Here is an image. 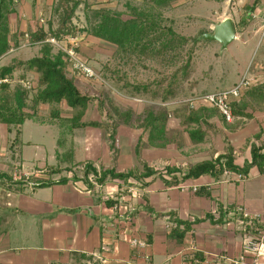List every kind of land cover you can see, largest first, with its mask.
Returning a JSON list of instances; mask_svg holds the SVG:
<instances>
[{
  "label": "crops",
  "instance_id": "0c3cea01",
  "mask_svg": "<svg viewBox=\"0 0 264 264\" xmlns=\"http://www.w3.org/2000/svg\"><path fill=\"white\" fill-rule=\"evenodd\" d=\"M49 1L32 0L30 18L24 25L16 16L15 32L28 31L29 24L33 30L34 9H51ZM111 1L86 4L96 9L112 5ZM254 1V11L231 20L235 40L260 44L264 0H248L244 6ZM258 54V62L250 69L234 71L231 84L223 90L235 86L246 73L254 85L264 86V40ZM228 73L226 68L222 76ZM71 75L77 73L71 71ZM97 109L89 105L82 122L108 121ZM246 113L249 119L235 117L227 125L211 120L214 129L208 130L201 144H190L184 134V148L143 149L139 157L135 147L140 131L131 126L118 127L116 154L109 148L105 129H75L74 141L80 138L76 132L84 131L85 158L75 160L70 155V166L63 163L64 150L58 145L53 153L42 146L41 154L25 158L23 145L31 143L21 139L22 145L11 148L15 131L10 133L0 124V175H5L0 178V264H252V257L245 255L243 262L240 257L246 237L264 231V172L253 167L241 180L201 176L179 185L170 184L171 177L165 173L166 167L174 168L177 176L193 164L223 155L225 138L234 148V164L241 168L250 163L251 145L264 146V104L259 102L255 111ZM186 145L192 149L187 151ZM86 163L117 172L134 170L138 176L147 166L148 175L131 178L127 184L107 181L101 187L93 176L84 178ZM44 181L52 184L38 187ZM178 222L190 227L181 242L171 234ZM133 239L146 241L148 247L131 246Z\"/></svg>",
  "mask_w": 264,
  "mask_h": 264
},
{
  "label": "trees",
  "instance_id": "16d2710c",
  "mask_svg": "<svg viewBox=\"0 0 264 264\" xmlns=\"http://www.w3.org/2000/svg\"><path fill=\"white\" fill-rule=\"evenodd\" d=\"M18 0H0V60L12 49L18 47L20 40L26 38L31 45H41L40 55L33 57L26 62H13L0 67V124L7 127L12 133L15 131V138L12 141L11 148L22 145L21 133L22 126L27 120L37 123L54 125L59 123L62 127L70 124L72 131L75 129L94 127L105 129L108 140L111 142L109 148L117 153L116 134L120 125L131 126L140 131V137L135 147L136 156L139 157L143 149H167L169 146H175L177 149L183 148L184 134L189 138V143L198 145L205 141L208 136V130L214 129L211 120L217 119L222 125L228 122L217 109L209 107H199L190 109L181 105L177 111L170 112L164 106L162 109H152L144 107L142 112L134 116L131 109L121 110L114 107L115 111L108 116V121L82 122L83 116L89 105L95 104L100 112L104 109V103L99 97L92 96L81 90L77 84L80 75L72 69V65L67 55L58 50L53 53V45L47 42L50 38L62 41L77 35L76 26L73 20L76 12L83 4L82 0H59L56 12L59 13L58 26L53 27L49 23L46 30L41 24H37L35 29L30 31H16L11 33L9 17L16 14V3ZM155 6L149 10L143 11L127 4L129 18L125 19L124 14L112 11L107 7L92 9V5H85L86 12L91 11L93 20L88 22L85 29L87 35L104 41L116 47L115 58L129 62L132 58L140 63L145 61L152 62L161 66H169L170 62L177 61V58L185 51V47L192 39L180 35L175 31L172 20H165L163 11L169 9L173 3L178 0H143ZM225 1V0H221ZM257 1L252 6L245 5L244 12L255 10ZM169 22V24H168ZM242 22L238 24V30H242ZM206 32H201L199 37L194 40L209 43L203 38ZM76 53H78L76 51ZM188 59L178 70L162 79L153 80L146 83H130L126 74L119 68L110 70L108 65L103 70L110 73L112 80L119 83L118 90L132 98H150L164 104L175 101L180 95L182 85L190 75V63L192 50H186ZM71 68L73 75L68 77L67 69ZM16 71L22 72L21 80L26 78L27 74H32L35 78L32 81V89L26 90L24 87H16L11 93L10 83L14 79ZM106 77V78H109ZM110 79V78H109ZM7 80V82H2ZM36 95L31 97L28 105L30 93ZM264 104V86L261 84L250 87L243 96L231 104V110L234 118L249 119L250 115L246 110H256V106ZM65 104L67 108L75 112L71 117L61 118L62 112L58 106ZM51 107V118L43 121L39 109L41 106ZM176 117L178 125L171 126V119ZM57 120V122H56ZM234 121V120H233ZM230 124V123H229ZM106 126V127H105ZM170 130L174 133H170ZM225 153L217 156L215 159L204 160L193 164L187 170L179 172L174 168L166 167L165 173L171 177L168 181L172 185H179L187 180H194L201 176H210L220 178L225 171L231 173L247 175L248 171L257 167L264 172V146L252 144L250 147L251 162L238 167L234 164V148L225 138ZM145 173L138 176L134 170L117 172L115 169H97L92 163H86L84 168V178L93 176L99 186L103 187L107 181L120 180L127 184L129 179L140 180L147 177V166L143 167ZM5 176V175H4ZM0 175V178L4 177ZM158 176L163 179V171H159ZM41 183L38 187L48 186L52 182ZM181 223L172 230V236L181 242L187 232L189 225L185 224L180 229ZM264 229V226L261 227Z\"/></svg>",
  "mask_w": 264,
  "mask_h": 264
},
{
  "label": "rangeland",
  "instance_id": "374dc122",
  "mask_svg": "<svg viewBox=\"0 0 264 264\" xmlns=\"http://www.w3.org/2000/svg\"><path fill=\"white\" fill-rule=\"evenodd\" d=\"M58 1L59 0L49 1V5L51 6L52 4L51 9H46L44 11H36L34 9V19L30 20V22H33V29H35L37 24H41L48 30L50 22L53 24L54 28H57L59 13L56 12V8ZM82 1L83 4L77 10L76 17L73 20L77 29V35L60 41L59 45L64 49L72 48L75 52L77 51V56L96 71L98 78L87 79L81 76L80 79L77 80V84L84 92L102 99L104 103L102 117H107L112 114L115 111L114 107L122 111L131 109L134 112V116H138L144 107L160 110L166 106L164 103L154 101L150 98H132L119 91L118 87L120 84L112 80V76H109L110 73L104 72L103 68L106 65H108L110 70L119 68L120 71L126 74V78L130 83H146L156 79L160 80L178 70L188 59L187 54L184 52L191 49L190 75L188 79L183 82V91L175 101L170 102V105L165 107L172 112L178 110L177 107L181 106V104L178 103L183 100L208 93L219 92V90L228 88L231 84L230 82L232 81L234 71L240 70L241 72L245 69H250L258 62L260 44L257 43V40L255 42L234 40L226 48H223L220 43L210 40H208L209 43L198 41L194 44V40L199 37L201 32L204 31L207 34H213L215 26L225 19H234L238 21L240 15L244 12V4L248 0H178L173 3L169 9L163 11L164 19L168 21L172 20L177 33L192 39L186 45L185 51L177 58V61L170 62L171 65L169 66H161L148 61L142 64L133 58L125 63L124 60L115 58V46L86 34L85 29L88 26V22L93 20V14L91 11L86 12L87 8H85V4L88 0ZM89 1L94 4L97 3L96 0ZM90 2L88 5H92ZM31 3L32 0H26V2L25 0H18L16 3L17 14H12L9 17V19H11V21L9 20L11 33L15 32L16 16L19 15L21 17L19 19H21L24 25L26 18H30ZM109 3L110 2H108V4ZM111 3L112 5L106 7L112 11L124 14L125 19L129 18L127 4L143 11L155 8L154 5L149 2H144L143 0H112ZM29 28L28 31L32 30L30 24ZM24 30L25 29L21 31L26 32ZM205 35L206 34L203 35L204 39ZM26 40V38H22L18 47H12L9 53L0 60V67L13 62H26L40 55L41 45H31ZM58 50L57 47L53 46L54 54L57 53ZM226 68L230 70V73L222 76ZM71 71V68L67 69L68 77L73 76L71 75ZM21 74L22 72L16 71L14 79L10 83L11 93L14 92L18 85L23 88L26 82L32 81L33 83L35 77L32 74H27L24 80H21ZM108 76L110 79L106 78ZM35 95L36 91L30 93L28 105H31V97ZM58 108L64 117H71L75 113L67 108L64 103L58 106ZM97 111L99 112L98 109ZM39 112L43 121H48L53 118H51L52 111L50 106H41ZM172 119L171 126H176V117ZM76 133L80 138L78 137V139L76 138L74 141L70 124H65L64 127L59 125V123L51 126L46 123L42 124L27 120L22 126L21 139L24 142H30L31 145H23L25 158L31 157L34 152L41 154L42 146L46 151L53 153L51 151H54L53 148L58 145L64 150L62 158L64 159L63 163L65 166L71 165L70 155H73L75 160H84L85 148L82 136L84 131H77ZM170 133L173 134L174 131L170 130ZM186 146L187 148L185 149H187V151L192 149L191 145ZM184 147L185 142L183 148ZM27 163L31 164L30 162ZM66 175L67 173H64L62 176Z\"/></svg>",
  "mask_w": 264,
  "mask_h": 264
},
{
  "label": "built area",
  "instance_id": "2783aa9c",
  "mask_svg": "<svg viewBox=\"0 0 264 264\" xmlns=\"http://www.w3.org/2000/svg\"><path fill=\"white\" fill-rule=\"evenodd\" d=\"M262 40H264V23L260 29V44ZM47 42L52 44L54 47H57L67 55L74 71H77L80 75L87 79L98 78L96 71L89 67L85 61L81 60L77 56L74 49L62 48V46L59 45L60 41L53 38H50ZM2 82H7V80H3ZM254 84L255 80L250 78L248 73H246L235 86L228 90L195 96L190 99L183 100L178 104L185 105L190 109H197L199 107L217 109L228 123H232L234 116L231 110V104L239 100ZM24 88L26 90H31L32 83L30 81L26 82ZM165 105L168 106L170 103ZM224 175L226 177L235 176L237 180H241L243 178L241 174L231 173L230 171H225ZM130 243L133 247H148V243L144 240L133 239ZM243 250L244 254L240 257V262H243L246 259V256H250L252 257V264H264V231L259 232L258 235L247 236L243 242Z\"/></svg>",
  "mask_w": 264,
  "mask_h": 264
},
{
  "label": "water",
  "instance_id": "95a60500",
  "mask_svg": "<svg viewBox=\"0 0 264 264\" xmlns=\"http://www.w3.org/2000/svg\"><path fill=\"white\" fill-rule=\"evenodd\" d=\"M236 38L235 27L231 19H225L215 26L213 34H206L205 39L218 42L226 48Z\"/></svg>",
  "mask_w": 264,
  "mask_h": 264
}]
</instances>
